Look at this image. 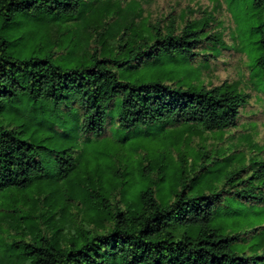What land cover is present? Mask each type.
<instances>
[{
    "label": "trees",
    "instance_id": "16d2710c",
    "mask_svg": "<svg viewBox=\"0 0 264 264\" xmlns=\"http://www.w3.org/2000/svg\"><path fill=\"white\" fill-rule=\"evenodd\" d=\"M154 1L0 0V264H264V0ZM236 49L248 89L120 77Z\"/></svg>",
    "mask_w": 264,
    "mask_h": 264
},
{
    "label": "rangeland",
    "instance_id": "374dc122",
    "mask_svg": "<svg viewBox=\"0 0 264 264\" xmlns=\"http://www.w3.org/2000/svg\"><path fill=\"white\" fill-rule=\"evenodd\" d=\"M177 4H179V7ZM187 4L205 7L208 4V1L158 0V3L155 1L152 2L151 8L157 11L160 5L165 7L177 5L176 7L179 10ZM224 55L225 56L217 61L211 59L209 62L201 59V57H198L195 60H169L167 58H159L148 62L138 70L121 71L120 77L122 80L129 81L131 83L158 79L162 82L177 83L184 86H215L226 81L227 84L235 85L241 90H244V86L248 89L257 83L255 77L251 78L249 76L248 70H242V65H244V63L246 64L248 60L245 58L247 56L244 55L239 49L230 50L224 53ZM260 117V120L264 122V113ZM117 136L108 135L107 131L106 134L99 140H95L96 138H91L90 141L86 142L84 145L83 143L79 144L83 146V150L86 152L85 154H89V151L92 152L94 148H97L100 141H102L100 145L106 144V148L108 147L111 150H116L119 148L121 151H125L127 153H130L134 150L140 153L144 150V148H148L150 150L155 144V142L151 141V137L147 138V133L142 130L131 131L127 133L121 132ZM262 136H264V128H260L258 130V137L256 138V141H260ZM81 154L82 153H80V151L76 152L74 154V158ZM80 166L72 173L71 177L73 179L82 176L81 170L83 164ZM136 182V179L133 180V186L129 187L124 193V206L126 207L135 204L137 201ZM73 212L75 213V211Z\"/></svg>",
    "mask_w": 264,
    "mask_h": 264
}]
</instances>
